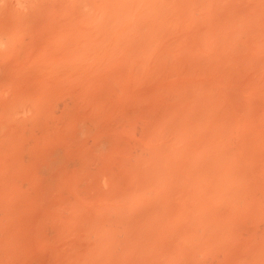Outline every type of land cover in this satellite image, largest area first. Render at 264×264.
Here are the masks:
<instances>
[{"label":"bare ground","instance_id":"obj_1","mask_svg":"<svg viewBox=\"0 0 264 264\" xmlns=\"http://www.w3.org/2000/svg\"><path fill=\"white\" fill-rule=\"evenodd\" d=\"M144 1L115 14L119 22L132 11L124 26L145 14L133 29L116 31L120 22L114 28L100 17L112 29L95 24L103 36L95 35L96 46L91 37L78 42L89 54L95 50L92 60L81 50L86 61H79L81 51L67 45L63 66L52 62L56 56L50 63L43 57L48 63L37 70L55 77L50 72L69 69L62 74L71 78L50 77L55 87L45 77L42 88L51 86L54 95L71 82L72 95L63 93L68 101L50 95L61 102L42 96V108L29 105L34 116L24 121L29 131L19 121L23 136L13 132L14 123L13 139L11 131L0 132V264H264V0H240V13L234 0H203V9L190 0L202 14L195 12L197 21L192 12L171 14L184 0L166 10L162 4L170 0H156L161 7ZM168 14L178 30L163 26ZM113 34L112 40L130 38L133 45L108 39ZM74 68L90 75L73 89L72 75L86 77L71 75Z\"/></svg>","mask_w":264,"mask_h":264},{"label":"rangeland","instance_id":"obj_2","mask_svg":"<svg viewBox=\"0 0 264 264\" xmlns=\"http://www.w3.org/2000/svg\"><path fill=\"white\" fill-rule=\"evenodd\" d=\"M134 1V0H133ZM138 0H136V2H137ZM143 1L144 0H140V2H138L137 4H139V3H141V5L140 6H142L143 5ZM147 1V0H146ZM149 1H152V4H151V2H148V3H150V5L152 6V5H155L157 2H156V0H149ZM166 1V0H165ZM174 1L175 2H178V4H179V2H180V0L178 1V0H170L169 1V4L171 3L172 5H170L169 6V4H168V2L166 3V4H168V6L167 5H164V4H162L163 5V7H161L159 4H160V1H158L159 3H157V6L158 7H161V8H163V9H165L164 7H167V9H170L171 8V6H174L175 4L177 5V3H175L174 4ZM182 1V0H181ZM193 1H196V3H199L200 5H198V6H201L202 5V3H203V5L206 7V1L205 2H203V0H193ZM193 1H190V0H188V1H186V0H184V1H182V3H180V5H177V6H175V8L176 7H178V8H181V7H183L181 10L180 9H178V10H180V11H175V10H170V11H175V13L174 14H176L177 12H178V15H174L173 14V12L171 13V12H169V13H171L174 17L175 16H180L181 17V15H183V14H185V15H187L188 16V14L187 13H191L192 12V15H194L193 17H192V15H189L190 16V18H194L195 17V12H197L196 11V9L198 8V7H196V6H192L193 4H191ZM197 1H199V2H197ZM231 0H229V2H230ZM240 0H238V2H239ZM242 1L243 0H241V3H242ZM108 2V3H107ZM131 3V1H129V0H0V128H1V130H0V132L3 130V132H5L4 131V128H5V130H7V131H11V133L9 134V136L10 137H8L9 139L10 138H12L14 135V133L13 132H16L15 134L17 135V133L19 132V133H22V136L24 135V131L25 130H27V131H29V129L28 128H26L25 129V127L24 126H26V127H28V125H27V123H28V121L29 120H31V118L32 117H30V116H34V108H30L29 107V105L30 106H33V105H37L38 103H41L42 101H44V100H42L43 98H41L42 96L44 97V99H46L45 97L46 96H48L49 98H53L52 100H54L55 98L57 99V100H55V101H57V102H61V101H59L60 99H62V98H65L66 96L65 95H68V94H70V95H72V92H73V90L72 91H70L69 90V86L72 84L71 82H70V84L69 83H67V84H65V86L64 87H66V85H69V86H67L68 88H66V90H65V88H63V82H61V85L62 86H60L59 85V87L58 88H63L62 90L61 89H58L60 92H58V90H56V94H54V95H56L58 98H60V99H58L56 96L55 97H50V95H52V96H54L53 95V91L54 90H51L50 92H49V89L48 88H50V87H46V89H43L42 87H45L44 86V84L43 83H45V85H47L46 83H47V81L46 82H43L42 83V85H41V83L40 82H42V80H45V79H47L49 82H52V84L55 82V81H53V80H55V79H59L60 77H62V76H65L66 78H71V76L70 77H68V76H66V75H63L62 73H67V70H69V69H63L62 71V73H60V72H50V73H53V74H55V77L53 76V75H50L49 77L48 76H46L45 74H44V72L42 71V70H45V68H42V72L43 73H41V71H39V70H37L36 68H40L41 66H43V63H45L46 61H42L41 59H43V57H45L47 60H48V62L50 63L51 62V57H52V60L53 59H55V58H57L58 60H56V61H52V62H56V64L55 65H57V64H59L58 62H61L60 64H59V67L60 66H63L65 63H63V62H65V58H64V56L62 55V54H65V53H63L64 52V50L63 49H66V47L67 46H69V47H67V48H70V49H72L73 51H81V50H84L85 51V53H87V52H90L89 50H85V49H83L82 48V46H80V45H85V43H87V42H91V40H93V42H91L92 44L95 42V39H97V38H103V36L101 35L102 34V32H100V31H98V32H100V34L99 35H97V34H95L96 32H95V30L96 29H98V26L97 25H95V24H105L106 22H108V21H115V22H113V23H115V24H113L112 22H108L109 23V25L111 26V27H113L114 25H116V24H119L120 25V23H121V21L122 20H124V18L123 17H125V15H129L128 13H130V14H132V11L130 12H128V13H125V15L123 16V17H119L121 20H119V22H117L116 20H117V18L115 17V16H118L120 13L118 12V11H120V7H124V8H131L132 10H134L133 8H134V6H136V5H134V4H129V3ZM156 2V3H155ZM161 2H163L162 0H161ZM184 2V3H183ZM187 2H189V3H187ZM201 2V3H200ZM208 2V1H207ZM226 2V4L227 5H232V7H234L235 6V8H237L236 9V11L237 12H239L240 13V9H241V3L239 2H237V0H234L233 2H232V4H231V2L230 3H227V1H225ZM105 4V6H104V4ZM154 3V4H153ZM205 3V4H204ZM144 4H146L147 5V3L144 1ZM181 4H184L183 6L181 5ZM186 4V5H185ZM208 4V3H207ZM125 5V6H124ZM126 5H127V7H126ZM132 7H131V6ZM145 5V6H146ZM191 6V7H189V6ZM194 5H195V2H194ZM236 5H237V7H236ZM204 6H201L202 8L201 9H203V7ZM208 6L210 7V4H208ZM240 6V7H239ZM101 7H103V8H101ZM104 7L106 8V9H104ZM150 7V6H149ZM148 7V5H147V8H149ZM156 7V6H155ZM169 7V8H168ZM208 7V8H209ZM119 8V9H118ZM123 8V9H124ZM142 8V7H141ZM140 8V9H141ZM146 8V7H145ZM146 8V9H147ZM152 8L154 9V7L152 6ZM152 8L150 7V9L152 10ZM175 8H172V9H175ZM184 8H186V10L184 9ZM196 8V9H195ZM213 8V7H212ZM212 8H210V10L209 11H213L212 10ZM113 9V10H112ZM123 9H121V10H123ZM136 9H139V7L138 8H136ZM142 9H144V8H142ZM146 9H144V10H142V11H146ZM188 9V10H187ZM190 9V10H189ZM194 10V11H191V10ZM204 9H206V8H204ZM105 10V12H103ZM107 10V11H106ZM166 10V9H165ZM165 10H162V12H164ZM176 10H177V8H176ZM184 10V11H183ZM114 13V11H115V13L114 14H112V12ZM136 12H138L139 11V13H142L140 10H135ZM134 11V12H135ZM168 11V10H167ZM166 11V13H168ZM190 11V12H189ZM209 11H207V10H204V11H202V13L204 14V13H206V12H208L209 13ZM242 11V10H241ZM110 12H111V14H110ZM117 12V13H116ZM122 12V11H121ZM124 12V11H123ZM136 12L134 13V14H136ZM143 12V13H144ZM148 12V14H151V13H153L152 11H151V13L149 12V10L147 11ZM146 12V13H147ZM198 12H199V8H198ZM197 12V13H198ZM201 12V11H200ZM119 13V14H118ZM180 13V14H179ZM183 13V14H182ZM115 14H118V15H115ZM147 14V15H148ZM163 14V16L165 15V12L164 13H162ZM201 13H198V14H196L197 16L196 17H198L199 15H200ZM213 13H209V14H207L206 13V16L207 15H210V16H213L212 15ZM144 16H145V14H143ZM152 15V14H151ZM151 15H148V16H151ZM167 15V14H166ZM169 15V14H168ZM172 15L170 16L169 15V17L167 18V17H165V19L163 20V21H167V20H169V22L171 21L170 19V17H172ZM202 15V14H201ZM215 15H216V13H215ZM110 16V17H109ZM121 16V15H120ZM138 17L139 15H132V17ZM143 16V17H144ZM204 16V15H203ZM203 16H201L202 18H203ZM100 17H102V19L103 20H107V19H109L108 21H103ZM104 17V18H103ZM106 17H108V18H106ZM113 17V18H112ZM115 17V18H114ZM136 17V18H137ZM143 17H139L138 19H139V21H137V22H139V23H141L140 22V19H145V18H143ZM147 17V16H146ZM88 18V19H87ZM94 18H96L95 20H94ZM97 18H99V19H97ZM106 18V19H105ZM133 18V19H134ZM150 18H152V17H150ZM164 18V17H163ZM176 18V17H175ZM202 18H200V20L202 19ZM210 18V17H209ZM208 18V19H209ZM93 21H92V20ZM112 19V20H111ZM126 19V18H125ZM147 20H148V18H146ZM180 18H178V20H179ZM208 19H202L201 21L203 22V23H205L206 22V20H208ZM211 19H212V17H211ZM88 20V21H87ZM90 20V21H89ZM99 20V21H98ZM128 19H126V20H124V21H127ZM129 20H130V17H129ZM142 20V21H143ZM174 20V19H173ZM172 20V21H173ZM194 20H196L195 18H194ZM199 19H198V21H200ZM96 21V22H95ZM130 21H134V23H131L130 22V25L131 24H135V23H137V22H135V20H130ZM197 21V20H196ZM95 22V23H94ZM99 22V23H98ZM101 22V23H100ZM103 22V23H102ZM90 23V24H89ZM93 23H94V25H93ZM110 23H112V24H110ZM122 23H123V21H122ZM121 23V26L123 25V24H125V23H123L122 24ZM128 23V22H127ZM143 24H144V22H142ZM171 23H173V24H171ZM49 24H51V25H49ZM138 24V23H137ZM167 24L169 25H174L173 27H175V28H177V30L179 29V27H180V25L178 24V21L176 20V22H170V23H164V25L163 26H167ZM175 24H178L179 26H177V25H175ZM89 25H91V26H89ZM105 25H107V24H105ZM109 25H107L106 26V29H112V28H110V26ZM130 25L129 24H127V26H120V27H118V28H116L115 26H114V28H116V31H118V30H122L121 28H125V27H130ZM100 26H102V25H100ZM99 26V27H100ZM116 26H118V25H116ZM89 27V28H88ZM92 27V28H91ZM94 27V28H93ZM105 27V26H104ZM173 27H171L172 29H173ZM87 28H88V31H87ZM100 28H102V27H100ZM131 29H133V28H135V26L133 27H130ZM168 28H170V27H168L167 26V28L166 29H168ZM91 29V31H90V33H89V30ZM104 28H102V29H100V30H103ZM118 29V30H117ZM127 29V28H126ZM171 29V30H172ZM75 30H76V32H75ZM115 30V29H114ZM113 30V31H114ZM168 30H170V29H168ZM174 30H176V29H174ZM80 31V32H79ZM127 31H129L128 29H127ZM126 30H125V32L126 33H128V35H130L129 33H131L132 31H129V32H127ZM50 32L52 33V34H50ZM73 32L74 33H77V35H79V36H77L76 34H74V36H75V38H74V36H73ZM89 33L90 35H87V33ZM97 32V33H98ZM134 32V31H133ZM56 33V34H55ZM86 33V35H87V37H84L85 35L84 34ZM126 33L125 34H122L121 33V35H122V37H121V39L124 37V35H126ZM44 34V35H43ZM50 34V35H49ZM54 34V35H53ZM131 34H133V33H131ZM49 35V36H48ZM91 35H96L97 36V38H96V36H95V38L93 37V36H91ZM116 35V34H115ZM115 35L113 34V37H108V39H110L111 38V40L112 39H114V37H115ZM128 35H126L127 37H129ZM48 36V37H47ZM66 36H67V38H66ZM72 36H73V40H70V39H72ZM82 36H83V38H82ZM89 36V37H88ZM117 36H119V35H117ZM134 36H135V34H134ZM48 38L47 40L49 41H47L45 38ZM65 37V38H64ZM93 38V39H91V38ZM127 37H125V39L127 38ZM42 38V39H41ZM84 38H85V40H84ZM90 39V40H88V39ZM131 38H134V37H131ZM137 38V37H136ZM49 39H52V40H49ZM60 39H61V41H63V42H65L66 40H68V42L69 41H72V42H70V44L68 43V42H65L66 44H64V45H62L61 47L59 46L60 44H63V42H61L60 41ZM77 39H79V40H77ZM86 39L88 40V41H86ZM105 40V39H103L104 41H106V42H108V43H111V42H109V41H111V40ZM117 39H119V38H116V40H112V41H122V42H126V41H129V39L130 38H128V40H117ZM138 39V38H137ZM41 40H45V41H41ZM77 40V41H76ZM83 40V42L85 41V43H83V42H81V44H79L80 43V41H82ZM101 41H102V39H100ZM133 40V39H132ZM136 40V39H135ZM75 41V43H73ZM139 40H137V42H138ZM148 41H150V40H146L145 42H142V43H146V42H148ZM31 42V43H30ZM60 42V44H57V43H59ZM79 42V43H78ZM119 42V44H117V43H113V44H111V46L112 45H114L113 47H115L116 49L118 48L117 46H121L120 43ZM129 42H131V41H129ZM137 42H133V43H137ZM140 42V41H139ZM56 43V44H55ZM83 43V44H82ZM91 43H88V44H86L87 45V47L88 46H90V48H92V46L90 45ZM101 43H104L105 44V42H100V43H97L98 45V47H99V45L100 46H104V45H101ZM127 43V42H126ZM141 43V44H142ZM152 43V42H151ZM151 43H149V44H151ZM31 44V45H30ZM54 44V45H53ZM69 44V45H68ZM79 44V45H78ZM95 44H96V42H95ZM116 44V45H115ZM131 45H133L132 44V42L130 43ZM139 44V43H138ZM137 44V45H138ZM67 45V46H66ZM75 45V46H74ZM108 44H106V46H107ZM110 45V44H109ZM126 45H128V44H126ZM131 45H129V46H131ZM65 47V48H62V47ZM96 46V45H95ZM94 46V44H93V47H95ZM106 46H104V47H106ZM128 46V47H129ZM142 46H144V45H142ZM142 46L140 47V45H138L137 47H139V48H142ZM148 46V45H147ZM149 46H151V45H149ZM52 47H54V48H52ZM57 47H59V48H57ZM77 49H76V48ZM81 47V48H80ZM86 47V46H85ZM108 47V49H113L112 47H109V46H107ZM123 48H124V46H122ZM128 47H126V48H128ZM136 46H134V48H135ZM61 48V49H60ZM79 48V49H78ZM120 48V47H119ZM134 48H132V50H135ZM143 48H145V47H143ZM149 48V47H148ZM147 48V50L148 51H150L149 53H151V49L149 50ZM51 49V50H50ZM101 49V48H100ZM107 49V51L109 52L110 50H108ZM55 50V51H54ZM61 52H60V51ZM63 50V51H62ZM99 50V49H98ZM106 50V49H105ZM120 50V49H119ZM121 50H122V48H121ZM125 50H129V49H125ZM132 50H130L131 51V53H132ZM143 50H145V49H143ZM69 50H65V52H68ZM72 51V52H73ZM95 50H93L92 51V53H90V54H94L93 52H94ZM104 51V50H103ZM103 51H99V53H101V54H103L102 52ZM114 51V50H113ZM123 52H125L124 51V49L122 50ZM137 51H138V49H136V51H134V53L135 54H137ZM50 52H51V54H50ZM97 52V51H96ZM106 52V51H105ZM115 52V51H114ZM121 52V51H120ZM119 51H117L116 52V54L114 55V53H112L111 51H110V53H112V56L114 55V56H117L118 55V53H120ZM127 52V51H126ZM141 52V50L140 51H138V53H140ZM73 53H75V52H73ZM79 53H81V56H80V58H78V60L79 61H82V60H84V59H82L81 57L82 56H84L83 58H85V53H83V51H81V52H77V54H79ZM145 53H147V52H145ZM145 53L143 54V55H145ZM148 53V54H149ZM48 54H50V57H49V55ZM67 54V53H66ZM65 54V55H66ZM70 54V53H69ZM82 54H84V55H82ZM88 55H86V57H88L87 58V60L90 58L89 56H91L89 53H87ZM96 54H98V53H96ZM104 54H106V53H104ZM121 54H122V52H121ZM126 53H123V55H125ZM130 57L132 56V54H129V52L127 53ZM57 55H59V56H57ZM74 56H75V54H73ZM107 55V54H106ZM106 55H104V57L106 56ZM128 55H126V56H128ZM141 55V54H140ZM151 55V54H150ZM150 55H145L143 58H146V59H149L150 58ZM48 56V57H47ZM53 56L55 57V58H53ZM61 56V57H60ZM68 56V55H67ZM70 56V55H69ZM94 56V55H93ZM96 56H98V55H96ZM96 56H94L93 58H96ZM101 57H103V55H100ZM109 56V55H108ZM113 56V57H114ZM121 56V57H120ZM128 56V57H129ZM134 56V55H133ZM147 56H149V57H147ZM72 56H70L69 58H71ZM76 57V56H75ZM77 57H79V56H77ZM76 57V58H77ZM103 57V59H106V60H111V59H107L106 57L104 58ZM111 57V56H110ZM112 57V58H113ZM135 57H139L138 55H136ZM100 58V57H99ZM116 58V57H115ZM119 58H123V59H125V56H122V55H120L119 54ZM119 58H117V60H122V59H119ZM127 58V57H126ZM132 58H134V57H132ZM50 59V60H49ZM86 59V58H85ZM98 59V58H97ZM114 59V58H113ZM112 59V60H113ZM137 59V58H136ZM69 60H71V59H69ZM90 60H92V57L90 58ZM115 60V59H114ZM128 60H130V58H128ZM132 60H135V59H132ZM35 61V62H34ZM39 61H41V62H39ZM67 61V60H66ZM84 61H86V60H84ZM83 61V63H85V64H82V62L80 63V65L82 64V66H83V68L80 66V65H78V63H76V68L77 69H79L80 67H81V69H84L86 66V62H84ZM32 62H34V64L35 65H33V64H30V63H32ZM36 62H38V63H41L40 65H38V64H36ZM48 62H46V63H48ZM69 62V61H68ZM71 62V61H70ZM75 62H78V61H74V62H72V63H75ZM88 62V61H87ZM111 62V61H110ZM90 63H91V61H90ZM96 63V60L94 61V64ZM52 64V63H51ZM68 64H70V63H68ZM30 65H33V66H30ZM37 65V67H35ZM46 64H44V66H45ZM70 65H73V64H70ZM40 66V67H39ZM48 66H50V65H46L45 67H48ZM66 66H67V64H66ZM66 66H64L65 68H68V67H71V66H68V67H66ZM92 66H94V65H92ZM27 67H29V68H27ZM32 68H34L33 70H31ZM52 67L50 66V68H48V71L50 70V71H54V70H52V69H56L55 71H57V69L59 70V71H61V69L60 68H57V67H54V68H52ZM92 67H90V69H91ZM26 69H30L31 71H27ZM73 69V68H72ZM71 69V70H72ZM89 69V70H90ZM70 71V70H69ZM83 71H87V69H84ZM83 71L82 72H79V71H77V70H75V68H74V70H73V72L71 71L70 73H71V75H72V73L73 74H75V72L78 74H76L77 76H82L83 74H84V76H86L87 74H85L86 72H84L83 73ZM26 72H28V73H31V74H33V75H30V74H28V73H26ZM88 72V71H87ZM38 73V74H37ZM39 73L41 74V75H39ZM45 73L47 74V70L45 71ZM57 73V74H56ZM25 74H28V76L27 75H25ZM48 74H49V72H48ZM37 75H39V77L37 78ZM89 75H90V72L88 73V76H86V77H81V78H79V77H75L74 75H72L74 78H76L77 79V83L76 82H74V83H76V84H74L73 83V85L72 86H74V85H77L76 87H73V89L74 88H77L78 86H80L79 84H81V83H85V82H80L79 83V81H82V80H84V78L87 80L88 78H89ZM30 76H34L33 78H34V81L32 80V78H30L31 80H30V82L28 81L29 79H28V77H30ZM43 76V77H42ZM57 76H58V78H57ZM60 76V77H59ZM26 77V78H25ZM46 77V78H45ZM50 77H52L51 79H53V80H51L50 79ZM65 77H62V78H64L63 80H66L65 79ZM88 77V78H87ZM25 78V79H24ZM40 79V80H38L37 82L38 83H35L36 82V80L35 79ZM43 78H45V79H43ZM55 78V79H54ZM78 78H79V80H78ZM83 78V79H82ZM28 79V80H27ZM42 79V80H41ZM75 79V80H76ZM20 80V81H19ZM68 80V79H67ZM57 82H58V80H56ZM60 81H62V80H60ZM20 82V83H19ZM21 82H23V83H25V84H23V83H21ZM30 83V84H29ZM32 83V84H31ZM35 83V84H34ZM65 83V82H64ZM40 84V85H39ZM52 84H50V85H52ZM23 85V86H22ZM27 87V88H24L25 86ZM55 87H56V85H55V83L53 84ZM52 85V86H53ZM29 86V87H28ZM31 86H33V87H31ZM34 86H37L36 88H34ZM80 87H82V86H80ZM28 88H33L32 90H30V89H28ZM37 88H39V89H37ZM41 88V89H40ZM52 89H54V87H52ZM79 89V88H78ZM82 89V88H81ZM30 90V91H29ZM41 90H46L47 92H49V93H51V94H43V95H41L40 96V94H41ZM62 91V92H61ZM64 91H66V92H64ZM44 92V91H43ZM47 92H45V93H47ZM53 92V93H52ZM39 93V94H38ZM63 93L65 94V95H63ZM61 94V95H60ZM69 95V96H70ZM36 96H38V98L36 97ZM60 96H62V98L60 97ZM64 96V97H63ZM69 96H67V97H69ZM29 97V98H28ZM34 97H36L35 99H33ZM70 98V97H69ZM69 98H65V99H67L66 101H68V99ZM36 99H38L37 101H39V102H32V101H34V100H36ZM48 99V98H47ZM65 99H64V101H65ZM30 101V102H29ZM41 101V102H40ZM65 101V102H66ZM30 104H29V103ZM63 102V101H62ZM31 103H32V105H31ZM55 103V102H54ZM25 105H27V106H25ZM40 106H41V108L43 107L42 106V104H39ZM39 105H37L38 107L37 108H39L40 106ZM60 106L62 105V103H60L59 104ZM25 107H28L30 110H27ZM33 107H35V106H33ZM22 109H24V110H27V111H31V113H26V114H23V111L24 110H22ZM36 109V108H35ZM27 111H25V112H27ZM33 111V112H32ZM36 111H37V109H36ZM22 114V115H21ZM17 115V116H16ZM20 115V116H19ZM10 116L11 117H13V118H11L10 119ZM15 116V117H14ZM29 117H30V119H29ZM19 118H22V119H19ZM15 119H17V121H15ZM27 119H29V120H27ZM11 120V122H9ZM13 120V121H12ZM23 120V121H22ZM22 122L21 124H23V132L22 131H20V130H22V128H20V127H22V126H20V122ZM24 121H26V122H24ZM17 122H19V124L17 123ZM11 123V124H10ZM16 124L15 125V127H14V129H12L13 128V126H14V124ZM25 123H26V125H25ZM10 126H12V130H13V132H12V130L10 129ZM16 126H17V128H16ZM20 126V127H19ZM9 128V129H7V128ZM3 128V129H2ZM18 128H20V130H18ZM15 129H17V131H15ZM37 128H35L34 130H35V132H37V130H36ZM38 130H44L43 128L42 129H38ZM26 131V132H27ZM47 130H44L43 132H46ZM6 133V132H5ZM8 133V132H7ZM47 134V133H46ZM12 136V137H11ZM17 136H20V134L19 135H17ZM18 138V137H17ZM16 137H14V141L17 139ZM20 138H22V137H20ZM13 139V138H12ZM11 140V139H10ZM20 140V139H19ZM21 141V140H20Z\"/></svg>","mask_w":264,"mask_h":264}]
</instances>
